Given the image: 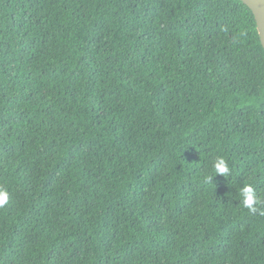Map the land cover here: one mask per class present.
Segmentation results:
<instances>
[{
  "label": "trees",
  "instance_id": "obj_1",
  "mask_svg": "<svg viewBox=\"0 0 264 264\" xmlns=\"http://www.w3.org/2000/svg\"><path fill=\"white\" fill-rule=\"evenodd\" d=\"M0 188V264H264L253 12L0 0Z\"/></svg>",
  "mask_w": 264,
  "mask_h": 264
},
{
  "label": "clouds",
  "instance_id": "obj_2",
  "mask_svg": "<svg viewBox=\"0 0 264 264\" xmlns=\"http://www.w3.org/2000/svg\"><path fill=\"white\" fill-rule=\"evenodd\" d=\"M213 168H214V172L217 175L219 174L227 177L230 174V169L227 165V162L222 157L216 159ZM213 178L214 177L209 176L208 181L211 182ZM239 195L242 198L241 202L243 206L247 208L250 212L256 213L257 207H255L254 205L259 204L260 201L253 187L251 185L243 186L239 191ZM8 200H9V195L7 190L0 188V207L5 206L8 203Z\"/></svg>",
  "mask_w": 264,
  "mask_h": 264
},
{
  "label": "water",
  "instance_id": "obj_3",
  "mask_svg": "<svg viewBox=\"0 0 264 264\" xmlns=\"http://www.w3.org/2000/svg\"><path fill=\"white\" fill-rule=\"evenodd\" d=\"M253 12L264 47V0H241Z\"/></svg>",
  "mask_w": 264,
  "mask_h": 264
}]
</instances>
